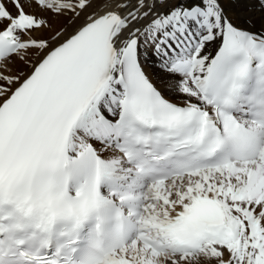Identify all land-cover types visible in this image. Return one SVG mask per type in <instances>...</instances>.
I'll use <instances>...</instances> for the list:
<instances>
[{
	"label": "snow or ice",
	"instance_id": "1",
	"mask_svg": "<svg viewBox=\"0 0 264 264\" xmlns=\"http://www.w3.org/2000/svg\"><path fill=\"white\" fill-rule=\"evenodd\" d=\"M0 264H264V0H0Z\"/></svg>",
	"mask_w": 264,
	"mask_h": 264
}]
</instances>
